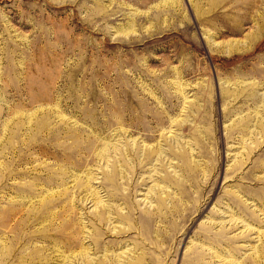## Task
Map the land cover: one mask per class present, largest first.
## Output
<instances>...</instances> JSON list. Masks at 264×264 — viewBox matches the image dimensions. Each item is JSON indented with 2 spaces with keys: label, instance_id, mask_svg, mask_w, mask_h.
Returning a JSON list of instances; mask_svg holds the SVG:
<instances>
[{
  "label": "rangeland",
  "instance_id": "1",
  "mask_svg": "<svg viewBox=\"0 0 264 264\" xmlns=\"http://www.w3.org/2000/svg\"><path fill=\"white\" fill-rule=\"evenodd\" d=\"M0 264H264V0H0Z\"/></svg>",
  "mask_w": 264,
  "mask_h": 264
},
{
  "label": "bare ground",
  "instance_id": "2",
  "mask_svg": "<svg viewBox=\"0 0 264 264\" xmlns=\"http://www.w3.org/2000/svg\"><path fill=\"white\" fill-rule=\"evenodd\" d=\"M158 149H159V148H158ZM158 149L156 150V153H157V154H160L161 151H159ZM153 151H154V150H151V152H153ZM148 155H149V154H148ZM135 166H136V165H135ZM152 216H153V215H152ZM101 219H102V218H101ZM97 235H98V234H97ZM95 242H98V240H96ZM96 246H97V245H96Z\"/></svg>",
  "mask_w": 264,
  "mask_h": 264
}]
</instances>
